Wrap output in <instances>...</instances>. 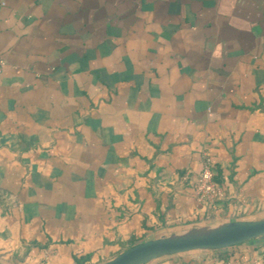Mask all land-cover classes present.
Here are the masks:
<instances>
[{
    "label": "crops",
    "instance_id": "crops-1",
    "mask_svg": "<svg viewBox=\"0 0 264 264\" xmlns=\"http://www.w3.org/2000/svg\"><path fill=\"white\" fill-rule=\"evenodd\" d=\"M0 55L1 264L264 217V0H0ZM216 251L146 264H261L264 238Z\"/></svg>",
    "mask_w": 264,
    "mask_h": 264
},
{
    "label": "water",
    "instance_id": "water-1",
    "mask_svg": "<svg viewBox=\"0 0 264 264\" xmlns=\"http://www.w3.org/2000/svg\"><path fill=\"white\" fill-rule=\"evenodd\" d=\"M255 238H264V217L229 220L212 227L145 239L99 264H146L159 257L188 251L223 250Z\"/></svg>",
    "mask_w": 264,
    "mask_h": 264
},
{
    "label": "built area",
    "instance_id": "built-area-1",
    "mask_svg": "<svg viewBox=\"0 0 264 264\" xmlns=\"http://www.w3.org/2000/svg\"><path fill=\"white\" fill-rule=\"evenodd\" d=\"M4 63L5 60L0 55V72ZM194 187L196 200L209 207H214L217 201L224 195L223 189L214 179L213 165L207 155L202 159L201 169L196 177ZM261 264H264V256L262 257Z\"/></svg>",
    "mask_w": 264,
    "mask_h": 264
},
{
    "label": "trees",
    "instance_id": "trees-1",
    "mask_svg": "<svg viewBox=\"0 0 264 264\" xmlns=\"http://www.w3.org/2000/svg\"><path fill=\"white\" fill-rule=\"evenodd\" d=\"M133 245V244H132ZM216 253H217V256H218V258L219 259H221V260H225V258H226V256H227V252L226 251H216ZM82 258H79V257H76L75 258V261L79 264H81V262H82V260H81Z\"/></svg>",
    "mask_w": 264,
    "mask_h": 264
},
{
    "label": "rangeland",
    "instance_id": "rangeland-1",
    "mask_svg": "<svg viewBox=\"0 0 264 264\" xmlns=\"http://www.w3.org/2000/svg\"><path fill=\"white\" fill-rule=\"evenodd\" d=\"M193 252H197V250H194V251H188V253H193ZM181 254H187V253H181ZM171 256H172V255H171ZM159 259H162V257L156 258L155 260H159Z\"/></svg>",
    "mask_w": 264,
    "mask_h": 264
}]
</instances>
